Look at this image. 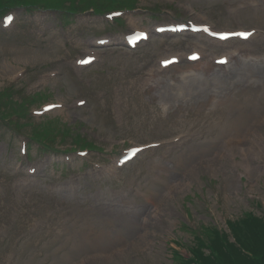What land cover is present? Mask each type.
<instances>
[{
  "label": "rangeland",
  "instance_id": "obj_1",
  "mask_svg": "<svg viewBox=\"0 0 264 264\" xmlns=\"http://www.w3.org/2000/svg\"><path fill=\"white\" fill-rule=\"evenodd\" d=\"M172 3L176 11L169 9ZM137 6H162V11L159 18L143 11L135 20L128 18L125 27L113 28L90 13L73 17L71 25L61 28L56 12L36 18L37 12L16 9L17 25L0 37V89L12 85L11 77L23 68L27 71L15 91L45 90L31 109L42 101L66 103L49 115H60L63 121L43 123L44 129L60 125L65 139L50 144L59 153L42 151L29 140L31 158L41 169L37 176L27 174L28 165L19 159L21 136L0 118V264H73L93 253L84 264H172L168 241L189 244L192 239L185 224L222 228L227 218L238 219L249 210L262 214L257 201L264 200V152L258 153L257 146L248 154L245 170L232 159L236 154V160L244 161L240 150L229 146L224 156L218 154L226 138L218 135L231 130L228 122L238 111L264 134V69L259 64L248 59L217 70L206 67L207 61L186 62L160 73L157 58L206 40L156 35L136 51L122 45L106 49L85 71L67 66L71 58L92 49L95 38L112 35L120 42L131 22L150 26L182 20L188 17L186 6H196L199 20H211L219 28L238 27L240 22L225 14L223 0H139ZM106 28L114 32L105 35ZM62 58L66 63L57 67L64 73L45 80L44 73L58 70L50 66ZM79 98L88 99L86 106L76 105ZM222 113L227 122L220 126L216 117ZM23 121L28 136L33 126L28 122L41 120L29 112ZM76 133L109 155L91 152L83 167L76 155L64 164ZM178 134L187 136L178 144L145 151L121 171L112 164L99 166L118 156L126 140L144 144ZM44 156L50 157L48 163L40 160ZM250 193L256 198L249 199ZM246 235H253L252 230Z\"/></svg>",
  "mask_w": 264,
  "mask_h": 264
},
{
  "label": "bare ground",
  "instance_id": "obj_2",
  "mask_svg": "<svg viewBox=\"0 0 264 264\" xmlns=\"http://www.w3.org/2000/svg\"><path fill=\"white\" fill-rule=\"evenodd\" d=\"M256 104H258L257 102H255ZM240 107V106H239ZM248 117V115H244L242 113H240V111H238V116L236 118L233 119V121L228 122L229 124V128H231L230 131L226 132L223 131L221 132L218 137L219 138H225L223 144L221 145V148L219 150V153L221 155H223L225 153V151L227 150L228 145H231L232 148H240V149H246L244 148V141L249 138L250 136H248L249 134H251L252 132H254L252 138L254 137L255 139H258V143H261V139L264 138V136H261L258 134V132H256V130H253V126L250 124L248 125L245 122V119ZM257 143V144H258ZM262 148V150H264V145L260 146ZM242 149V151H243ZM74 259V258H72ZM71 261V260H70Z\"/></svg>",
  "mask_w": 264,
  "mask_h": 264
},
{
  "label": "trees",
  "instance_id": "obj_3",
  "mask_svg": "<svg viewBox=\"0 0 264 264\" xmlns=\"http://www.w3.org/2000/svg\"><path fill=\"white\" fill-rule=\"evenodd\" d=\"M244 222H245V220H244ZM250 223H252V224H254L255 223V220H251V221H249ZM239 225V224H238ZM238 228H240V227H238ZM241 229V228H240ZM251 230H252V234L254 235V237L253 236H250V237H248V236H246L245 237V239L248 241V243L249 244H247L248 246H249V248H254V249H257L258 250V253L259 254H261V255H263V259H262V261H259V262H253V261H250V259L248 258V257H246V256H243L241 253H240V251H237V250H235L236 251V254H237V256H238V258H239V261H240V264H264V242H263V240L261 241V239L260 238H258V236L256 237V234L258 233V232H255V230H253L252 228H250ZM250 229H248V230H250ZM247 232V231H246ZM256 237V238H255ZM227 257V256H226ZM202 258V257H201ZM198 261H199V263H197V264H206V262H205V259L203 258V261L200 259V258H198L197 259ZM226 261L227 260H225V258H224V261H219V263H217V264H226Z\"/></svg>",
  "mask_w": 264,
  "mask_h": 264
},
{
  "label": "snow or ice",
  "instance_id": "obj_4",
  "mask_svg": "<svg viewBox=\"0 0 264 264\" xmlns=\"http://www.w3.org/2000/svg\"><path fill=\"white\" fill-rule=\"evenodd\" d=\"M12 17H8V20L11 21Z\"/></svg>",
  "mask_w": 264,
  "mask_h": 264
}]
</instances>
